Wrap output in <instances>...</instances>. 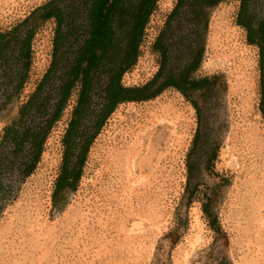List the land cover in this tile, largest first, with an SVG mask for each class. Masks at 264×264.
<instances>
[{"label": "rangeland", "instance_id": "1", "mask_svg": "<svg viewBox=\"0 0 264 264\" xmlns=\"http://www.w3.org/2000/svg\"><path fill=\"white\" fill-rule=\"evenodd\" d=\"M49 1L0 0L1 32L34 27L29 77L0 109V142L51 64L56 21L34 16L25 22ZM177 1L157 0L137 62L122 76L124 86L145 85L160 70L161 57L153 47ZM239 8V1L226 0L211 11L205 56L196 73L216 76L220 89L218 122L192 178L201 183L200 197L191 204L185 198L197 112L169 88L152 100L116 108L89 151L79 185L56 204L75 91L34 173L24 181L6 180L11 196L0 208V264H218L223 256L233 264H264L260 54L237 24ZM219 184L222 232L217 234L201 200L203 191ZM159 257L166 261L158 262Z\"/></svg>", "mask_w": 264, "mask_h": 264}, {"label": "trees", "instance_id": "2", "mask_svg": "<svg viewBox=\"0 0 264 264\" xmlns=\"http://www.w3.org/2000/svg\"><path fill=\"white\" fill-rule=\"evenodd\" d=\"M124 1L51 0L25 21L34 16L43 21H56L53 62L35 93L23 105L20 120L5 129L0 142V208L11 196L7 189L11 185H7L6 180L24 181L36 170L46 139L62 117L79 79L83 83L81 96L63 137L64 153L54 191L56 204L62 194L74 191L79 185L89 151L116 108L122 103L152 100L169 88L185 96L197 112L198 128L189 156L185 198L191 204L193 198L200 197L201 183H194L192 178L199 172L197 160L200 162L206 155L218 122L216 106L220 89L216 76L197 77L196 73L205 56L211 11L226 0H178L154 43L153 48L161 57L160 70L145 85L127 87L121 79L137 62L145 28L156 5V1L153 2L148 12L136 22L124 59L117 68H114L116 65L112 68L113 74L106 88V103L94 105L90 93L96 70L105 65V58L108 57L112 63L114 57H120L124 51L120 41L115 39V17L125 9ZM237 1L240 2L237 24L246 30L249 44L259 48L261 112L264 118V0ZM82 29L86 30L85 40L73 39ZM33 36L34 28L21 29V25L11 31H0V84L13 86L5 88L6 95L11 91L19 93L29 77ZM61 64L65 80L59 89L58 100L54 101L44 86L50 82L55 85L54 79ZM13 94L7 97V101ZM221 186L207 188L202 192L201 200L204 217L217 234L222 232L216 209ZM157 261L166 260L159 257ZM216 261L218 264H233L226 256Z\"/></svg>", "mask_w": 264, "mask_h": 264}, {"label": "flooded vegetation", "instance_id": "3", "mask_svg": "<svg viewBox=\"0 0 264 264\" xmlns=\"http://www.w3.org/2000/svg\"><path fill=\"white\" fill-rule=\"evenodd\" d=\"M155 1L157 2V0H125L124 1L123 7L125 9L123 11H121L117 17H115L116 18V20H115V26H116V29H115L116 37H115V39L117 41H120V44H121L120 46L124 47V51L121 53L120 57H114V59L112 60V63L109 62L108 57L105 58V60H104L105 65H101L96 70L95 77L93 80V89L90 93V95L92 96L91 98L93 99L94 105L99 104V106H103L106 103L107 83L110 81V79L112 77L113 69L117 68L120 65V62L124 59L126 48L128 47L129 42L133 39L134 26H135L136 22L139 20V18L141 16H143V14L148 12L149 6ZM30 28H34V27H28L26 29H30ZM21 29H23V28L21 27ZM85 31H86L85 29L78 31L73 36V39L74 38H80L79 41L82 39L85 40V38H86V32ZM55 37H56V31H55L54 40H55ZM53 52H54V47H53ZM52 62H53V56H52V61H51V64L49 66V69L52 65ZM48 70H47V72H48ZM64 76H65V72H64V69L62 68V64H61V67L57 70V78L54 79L55 85L52 86L53 84L51 82L45 83L44 88L50 91V95L53 96L54 101L58 100V98H59L58 93H59L60 87L62 86L63 81L65 80ZM44 77H45V75L43 76L42 80H40V82L38 83L35 91L37 90V88L39 87L41 82L43 81ZM82 85H83V83L80 81V79L78 81H76V83H75L72 95L70 97V99H71L74 92L77 91V101H76V104L74 105V107L77 105V103L80 99V96H81L80 92H81ZM6 87H8L9 89L13 88V86H8L7 84H4L1 82L0 93H4L3 94L4 96H3V98L0 97V109L4 108L16 95V94H13L12 91H11V93H7L8 95H6L5 94V88ZM52 87H55V88H53V90H52ZM35 91L29 96V98L25 101V103L30 99V97L35 93ZM10 94H13L12 99L7 101V97ZM25 103H23V105ZM23 105H22V107H23ZM22 107L20 108L19 117L15 121H13V123L10 126L14 125L15 122H18L20 120ZM74 107H73V109H74ZM73 109H72V112H73ZM50 111L54 112L52 109ZM72 112H71V116H72ZM71 116H70V119H71Z\"/></svg>", "mask_w": 264, "mask_h": 264}]
</instances>
